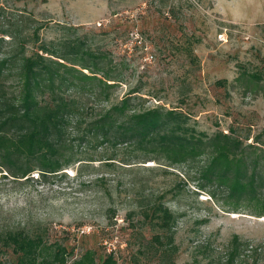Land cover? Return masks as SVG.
<instances>
[{
    "label": "rangeland",
    "instance_id": "374dc122",
    "mask_svg": "<svg viewBox=\"0 0 264 264\" xmlns=\"http://www.w3.org/2000/svg\"><path fill=\"white\" fill-rule=\"evenodd\" d=\"M0 9L9 20L34 17L28 27L39 24L42 39L69 25L106 51L120 70L116 99L139 90L146 107L181 110L197 131L264 141V0H0ZM121 157L111 167L93 162L82 176L77 163L46 182L38 171L18 181L0 169V229L41 226L68 241L73 258L91 248L97 259L113 251L118 264H169L153 244L158 227L143 218L156 200L177 216L173 264H218L233 248L239 264H264V215L254 201L234 212L179 165ZM0 264L20 263L0 247Z\"/></svg>",
    "mask_w": 264,
    "mask_h": 264
},
{
    "label": "trees",
    "instance_id": "16d2710c",
    "mask_svg": "<svg viewBox=\"0 0 264 264\" xmlns=\"http://www.w3.org/2000/svg\"><path fill=\"white\" fill-rule=\"evenodd\" d=\"M31 20L27 14L9 20L0 11L3 175L32 180L38 171L36 180L46 182L78 163L82 176L96 169V161L115 166L112 160L122 154L128 165L151 160L162 168L179 165L186 180L220 206L235 212L248 199L264 215V141L247 144L231 130L197 131L181 110L146 107L139 90L116 99L120 70L106 51L85 35H71L69 25H61L57 39H42L39 24L28 27ZM145 208L144 222L159 229L153 236L156 253L173 264L177 216L156 200ZM47 230L0 229V247L20 264H118L113 251L97 259L91 248L73 258L70 243L50 239ZM237 256L233 248L218 264H239ZM203 264L215 263L208 259Z\"/></svg>",
    "mask_w": 264,
    "mask_h": 264
},
{
    "label": "built area",
    "instance_id": "2783aa9c",
    "mask_svg": "<svg viewBox=\"0 0 264 264\" xmlns=\"http://www.w3.org/2000/svg\"><path fill=\"white\" fill-rule=\"evenodd\" d=\"M110 251H111V249H110Z\"/></svg>",
    "mask_w": 264,
    "mask_h": 264
}]
</instances>
